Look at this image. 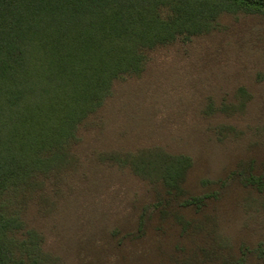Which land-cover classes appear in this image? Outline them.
<instances>
[{"label":"trees","instance_id":"trees-1","mask_svg":"<svg viewBox=\"0 0 264 264\" xmlns=\"http://www.w3.org/2000/svg\"><path fill=\"white\" fill-rule=\"evenodd\" d=\"M237 12L264 14V0H0V264H64L26 217L34 190L77 173L83 129L152 51L190 43ZM102 157L133 169L154 195L80 264H246L252 254L264 264V239L233 248L219 232L226 178L190 190L191 156L162 147ZM236 168L230 177L264 194L253 160Z\"/></svg>","mask_w":264,"mask_h":264},{"label":"rangeland","instance_id":"rangeland-1","mask_svg":"<svg viewBox=\"0 0 264 264\" xmlns=\"http://www.w3.org/2000/svg\"><path fill=\"white\" fill-rule=\"evenodd\" d=\"M150 56L145 71L117 83L96 124L83 129L77 173L34 190L26 217L64 264H80L140 206L151 204L154 191L146 180L129 167L102 162L104 153L147 147L190 155V190L212 189L226 178L215 209L219 232L233 248L264 239V194L230 177L250 160L264 174V14H223L217 29ZM203 180L212 182L204 186ZM244 260L260 264L255 254Z\"/></svg>","mask_w":264,"mask_h":264}]
</instances>
